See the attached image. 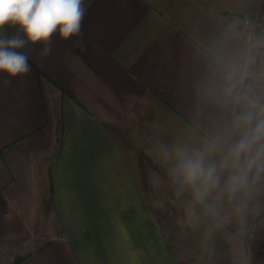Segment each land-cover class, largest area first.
Listing matches in <instances>:
<instances>
[{
    "label": "crops",
    "instance_id": "1",
    "mask_svg": "<svg viewBox=\"0 0 264 264\" xmlns=\"http://www.w3.org/2000/svg\"><path fill=\"white\" fill-rule=\"evenodd\" d=\"M84 5L79 36L54 34L47 56L27 45L31 72L0 74V256L7 264L16 256L24 258L15 264H249L245 220L264 206V181L234 200L214 190L210 211L172 169L175 150L202 147L221 120L205 96L214 69L254 71L242 20L260 17L264 0ZM59 121L47 169L57 232L39 242L28 219L43 198L16 195V156Z\"/></svg>",
    "mask_w": 264,
    "mask_h": 264
},
{
    "label": "clouds",
    "instance_id": "2",
    "mask_svg": "<svg viewBox=\"0 0 264 264\" xmlns=\"http://www.w3.org/2000/svg\"><path fill=\"white\" fill-rule=\"evenodd\" d=\"M85 12L84 0H0V74L9 80L28 75L30 57L23 49L40 44V55H49L54 34L65 41L81 34ZM7 29L15 31L9 35ZM247 75V64L221 62L214 69L205 96L221 120L202 147L175 150L174 177L210 211H215L208 204L214 190L234 200L264 181V92L245 85ZM216 154L219 161L210 159Z\"/></svg>",
    "mask_w": 264,
    "mask_h": 264
},
{
    "label": "rangeland",
    "instance_id": "3",
    "mask_svg": "<svg viewBox=\"0 0 264 264\" xmlns=\"http://www.w3.org/2000/svg\"><path fill=\"white\" fill-rule=\"evenodd\" d=\"M248 43L250 51L255 57V68L246 77L245 85L253 87L257 94H261L264 92V24L261 29L254 31ZM59 142V125L55 122L31 136L30 140L25 142V147H27L25 150L26 159L16 156L18 166L15 167V175L22 182L16 195L23 199L29 197L32 203L37 201L39 197L43 198V201L37 205L38 214L36 218L28 219L39 242L48 240L57 232L50 216L51 193L47 169L58 150ZM253 231V235L250 237L251 244L262 240L263 245L264 223L257 224ZM0 258L4 262L1 256Z\"/></svg>",
    "mask_w": 264,
    "mask_h": 264
},
{
    "label": "trees",
    "instance_id": "4",
    "mask_svg": "<svg viewBox=\"0 0 264 264\" xmlns=\"http://www.w3.org/2000/svg\"><path fill=\"white\" fill-rule=\"evenodd\" d=\"M59 125V139L61 133V122L57 123ZM56 156V155H55ZM0 203H2V199L0 197ZM263 215H264V206L261 210H259L256 214L249 215L245 220V227L243 232V241L245 246L247 247V254L249 257V264H264V243L260 245L259 243L251 244L250 237L253 235L254 227L263 222ZM264 240V235H263ZM24 256H16L11 264H15L18 261L22 260ZM0 264H7L3 262L0 258Z\"/></svg>",
    "mask_w": 264,
    "mask_h": 264
},
{
    "label": "built area",
    "instance_id": "5",
    "mask_svg": "<svg viewBox=\"0 0 264 264\" xmlns=\"http://www.w3.org/2000/svg\"><path fill=\"white\" fill-rule=\"evenodd\" d=\"M242 24L245 28L244 34L247 39V41L250 39V37L253 35L255 30L261 29V27L264 24V14H262L260 17L257 18H243Z\"/></svg>",
    "mask_w": 264,
    "mask_h": 264
},
{
    "label": "water",
    "instance_id": "6",
    "mask_svg": "<svg viewBox=\"0 0 264 264\" xmlns=\"http://www.w3.org/2000/svg\"><path fill=\"white\" fill-rule=\"evenodd\" d=\"M263 221H264V215H263ZM260 245H262V240L258 242Z\"/></svg>",
    "mask_w": 264,
    "mask_h": 264
}]
</instances>
